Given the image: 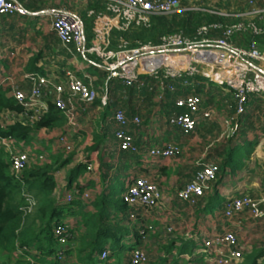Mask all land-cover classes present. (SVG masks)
I'll use <instances>...</instances> for the list:
<instances>
[{
  "label": "crops",
  "instance_id": "crops-1",
  "mask_svg": "<svg viewBox=\"0 0 264 264\" xmlns=\"http://www.w3.org/2000/svg\"><path fill=\"white\" fill-rule=\"evenodd\" d=\"M12 1L19 3L27 13L0 16L1 89L8 90L9 95L13 89L28 91L31 83L26 77L31 73L49 77L53 82L63 84L65 72L71 71L80 78L85 75L91 77L95 82L99 98L105 91L109 95L108 107L101 108L97 104L88 107L85 111L78 108L76 132L66 131L68 121L65 119L60 128L53 130L44 128L34 133L30 141L20 145L22 150L19 149V151L28 152L32 158L30 160L39 163L48 162L51 156L58 154H62L65 158L74 154L72 162L55 174L58 198L63 197L68 191L67 178L70 171L77 164L90 158L88 165L92 166V170H86L76 182L79 186H85L84 191L100 193L105 190L109 194L117 189V184L121 182V184L124 183L122 191L119 192L121 195L125 190L126 180L139 176H145L154 181L162 190L163 204L160 207L138 211L135 220L128 219L127 216L123 217L124 224L122 223L121 226L127 228L128 233L122 237L120 245L129 247L127 251H124L126 254L123 259H128L130 245L143 247L153 260L160 259L163 252L160 246H163L165 239L169 238L165 234V227L168 224L174 226L173 237L183 241L190 240L195 244L189 262H186V256L180 255L178 260L180 264H211L203 255L197 253L201 248L200 240L224 230L237 234L244 245L245 254L264 248V220L255 221L246 213L238 214L231 220H227L223 215V203L228 199L248 195L264 200V138L262 133L257 131L246 134V131L256 125L255 122L253 124L248 112L251 98L246 113L237 120L234 119V123L226 117L225 109L216 111L213 106L205 103L206 105L202 106L196 115L199 122L195 132L186 135L179 128L167 123L166 118L169 115L166 116L165 109L159 106L160 95L168 90L160 89L158 95L153 98L157 105L153 111H143L138 104L127 101L124 91L116 89L117 82L106 83L104 63L96 54H82L73 45L64 46L52 30L53 14L66 12L83 22L85 43L88 48L97 44L108 50H116L124 44L132 47V40L125 36V34L130 35L131 32L118 31L113 26L117 22L108 7L110 3L118 0ZM198 1L191 0V4L198 6ZM206 1L210 3L209 0ZM210 1L213 2V0ZM246 1L243 0L238 8L230 5L228 7L226 1H223V4L219 2L217 6L207 4L199 8L207 11L219 9L231 12V16L245 21L249 17H241L240 14L247 10ZM257 1L260 7H264V0ZM110 19L114 21L108 29L105 27V22ZM210 37L215 36L210 35ZM142 43L145 42L137 40L135 46ZM234 44L243 47L237 43ZM99 80H102L101 84H97ZM209 90L210 92L216 90L223 94L218 98L227 95L226 91L224 93L221 87L215 85H212V90L209 87ZM53 94L51 90L42 98L47 108L50 103L53 104ZM76 106H80L79 102ZM208 107L213 110L212 117L202 119V112ZM116 109H124L129 119L134 116L142 119L140 126L134 124L129 126V132L134 135L139 146L140 151L136 154L120 156L114 139L117 124L113 120V114ZM236 123L240 126V130L228 136L230 129ZM94 131L104 132L107 137L95 151L89 152L87 147L94 144L92 135ZM61 133L66 137L65 144L59 140ZM167 143L181 146L183 149L181 156L172 159L145 158L150 148L161 147ZM250 145L253 148L249 159L240 157L238 164L224 167L217 181L206 190V197L209 199L203 201L200 207L191 209L187 203L178 199V190L192 180L196 171L203 165L216 163L220 166L229 150H238L237 155L238 153L240 155L244 148ZM104 172L107 174L106 180L102 177ZM81 204L82 207L74 206L71 208V213L64 216V222L79 234L84 232L80 224L81 211L94 212L89 203L83 201ZM111 213L114 216L113 212ZM144 224L151 229V232L146 235L145 240H137L135 232L140 231V226ZM159 239L162 241H158ZM76 242L75 238L70 242V249L76 248ZM173 252L178 254L177 250ZM258 264H264V257L258 261Z\"/></svg>",
  "mask_w": 264,
  "mask_h": 264
},
{
  "label": "built area",
  "instance_id": "built-area-1",
  "mask_svg": "<svg viewBox=\"0 0 264 264\" xmlns=\"http://www.w3.org/2000/svg\"><path fill=\"white\" fill-rule=\"evenodd\" d=\"M245 4L247 10L240 16H247L248 20L202 26L194 38H188L183 33H174L163 36L158 45L142 43L128 47L124 44L116 50H108L100 44L88 48L85 43L83 22L66 12L54 13L51 26L64 46L73 45L80 53L96 54L103 61L106 83L117 80L124 85L132 86L139 82L140 76L148 75L162 82L160 89L173 91L174 87L171 85L165 87L163 80L200 76L226 92L233 90V95L238 102L236 114L241 116L246 113L251 96L264 100V49H260L255 40H250L246 48L233 43L236 34L249 32L257 36L264 30V7H260L257 0H247ZM188 5V7H182L181 0H118L110 3L108 7L117 24L114 25V19H110L105 22V27L109 29L113 24L118 31L127 32L132 26L148 27L150 17L153 15H169L183 10H202L195 4H191V0H188ZM209 12L222 16L231 15L219 9H211ZM26 13L19 3L12 0H0V16L25 15ZM212 30L221 31L222 36L210 37ZM26 78L31 83L28 91L13 89L11 92V96L21 104L24 112L20 114L8 112L5 117L7 124L16 120L23 121L24 118L29 123L38 120L48 110L42 98L52 90L53 104L68 121L66 131L76 132L78 108L85 111L93 106L98 98L97 91L92 84L93 79L88 75L80 78L71 71L65 72L63 84L55 83L49 77L37 73L28 74ZM187 84L184 83V85ZM75 100L79 102V107L76 106ZM107 105L108 92L105 91L100 98L99 106L105 108ZM175 106L184 111L168 116L167 123L179 128L186 135L194 133L199 122L196 115L202 107V100L198 96H189L185 99H178ZM212 114V108L208 107L203 110L202 119H210ZM113 120L117 124L114 137L118 142V149L131 153L139 152V146L134 135L129 132V126L131 124L140 126L142 119L139 116L129 119L124 111L116 109ZM239 130L240 126L236 123L230 129L228 136ZM59 140L63 144L66 143V137L62 133ZM0 143L12 152V171L19 174L25 170L30 162L29 153L13 151L10 142L5 138L0 137ZM182 151L181 146L167 143L161 147L150 148L145 158L172 159L179 157ZM87 170H92V166L87 165ZM219 170L220 166L216 163L203 165L196 171L193 179L178 190V199L189 206L195 205L204 197L210 184L217 180ZM78 194V190L74 188L61 197V202L70 203ZM121 197L134 210L128 216V219L132 220L136 219L138 211L153 210L163 204L161 188L145 176L126 180L125 190L121 193ZM81 198L86 202L92 201L94 192L84 191ZM33 203L34 200L30 198V205ZM243 213L255 221L264 220V200L245 195L228 199L223 203V215L227 220ZM138 232L145 240L147 234L144 230ZM54 234L59 240V247L53 258L56 264H65L71 236L69 225L66 222L57 223L54 226ZM165 234L173 237L174 226L168 224L165 227ZM200 242L201 248L197 253L205 256L211 264H241L245 254L244 245L240 243L237 234L230 230L210 235ZM26 250V247H22L18 253L21 254ZM109 253L108 249L103 250L100 261L106 260ZM174 254L176 255V252ZM28 260L31 261V258L28 257ZM128 262L129 264H159L157 260L151 259L148 252L141 246L131 249Z\"/></svg>",
  "mask_w": 264,
  "mask_h": 264
},
{
  "label": "trees",
  "instance_id": "trees-1",
  "mask_svg": "<svg viewBox=\"0 0 264 264\" xmlns=\"http://www.w3.org/2000/svg\"><path fill=\"white\" fill-rule=\"evenodd\" d=\"M181 5L184 8L188 7V0H181ZM238 21H241L240 18L235 16H222L207 10H183L169 15H153L150 17L148 27L132 26L129 30L131 34H125V36L132 40V47L136 45L137 40L158 45L165 35L183 33L188 38H194L202 26L216 23L230 24ZM210 35L221 37L222 32L212 30ZM250 40H255L259 48L264 49V30L262 34L257 36L249 32L236 34L233 42L246 48ZM207 81L200 76L163 80L165 87L171 85L174 90L160 95L159 106L165 109L166 116H173L184 111V109L175 106L178 99L198 96L202 100V106L208 103L211 106L214 105L216 111L225 109L226 117L234 122V119H238L240 116L236 114L238 102L233 95V90L228 91L226 96L216 100L215 96H209V87L215 84L212 82L207 83ZM113 82L118 83L116 89L121 92L124 91L128 102H134L140 108L143 104L152 105L151 102L158 95L162 83L148 75L140 76L139 82L132 86L124 85L117 80L109 81L107 84H113ZM185 82L188 84L184 85ZM101 83L102 80H99L97 84ZM92 84L98 94L95 82ZM100 98L98 94L94 105L100 104ZM212 102L214 104H211ZM121 110L124 111V109ZM8 112L20 114L24 112V109L13 96L8 94V90L0 88V137L10 142L13 151L22 150L20 145L30 141L34 133L44 128L49 130L60 128L65 121L64 115L52 103L49 104L47 112L33 123H29L24 118L23 121L16 120L7 124L5 117ZM126 117L128 118L127 115ZM92 135L94 144L87 147L89 152L95 151L100 143L105 142L107 137L104 132L97 131H94ZM115 142L118 147L116 139ZM252 148L251 145L245 147L240 155L239 153L237 155L236 151L238 150H229L228 155L222 160L217 179L224 167L238 164L240 157L241 159H249ZM119 151L121 157L131 153L129 151ZM11 154L12 152L0 143V259L1 254H6L8 258L0 264H56L53 257L58 250L59 240L54 234V226L59 222H64V216L71 213V208L74 206L82 207L81 202L84 200H82L81 195L85 190V186H79L76 182L78 177L87 170L90 158L77 164L68 174L67 190L70 191L75 188L79 194L73 201L64 204L61 202V198L56 195L58 183L55 174L72 162L74 154L66 158L62 154H58L51 156L48 162L41 163L30 160L27 168L19 174L14 173L11 169ZM30 159L32 158L30 157ZM102 177L106 180L107 174L102 173ZM120 184L121 182L117 184V189ZM117 189L112 190V193L109 194L105 190L100 193L94 192L93 200L87 202L93 207L94 212L81 211L80 214V224L84 229L83 233H76L77 231L69 226L71 236L66 251L65 264H69L70 256L73 254L77 255L80 260L79 264H121L122 262L123 264H129L128 259H123L124 257L121 256L124 250L129 249V247H126L127 245H120V240L128 233L127 228L121 226V224H124L123 217L130 216L134 210L124 202ZM30 198L34 200L32 205H30ZM207 199L209 198L206 197L205 193L204 197L195 205L190 206L191 209L200 207L203 201ZM140 227L145 234L151 232V229L145 224ZM135 234L137 240H143V236L139 232H135ZM74 238L77 241L76 248L70 249V242ZM109 241H114V246ZM158 241L161 242L162 239ZM194 245V242L190 240L183 241L177 237L166 238L165 244L160 246L163 249L162 256L157 261L159 264H180V261H178L179 256H186L187 253L192 254ZM22 247H26L27 250L22 251L12 261L10 257ZM135 247L137 246L130 245V249ZM105 249L110 252L108 258L100 261L102 251ZM174 250L178 251V255L177 253L176 255L179 258H176ZM28 257L31 258V261L28 260ZM262 257H264V248L253 250L244 254L241 264H258Z\"/></svg>",
  "mask_w": 264,
  "mask_h": 264
},
{
  "label": "rangeland",
  "instance_id": "rangeland-1",
  "mask_svg": "<svg viewBox=\"0 0 264 264\" xmlns=\"http://www.w3.org/2000/svg\"><path fill=\"white\" fill-rule=\"evenodd\" d=\"M226 1V3H227V6L229 7V5L231 6V7H235V8H238V7H240L241 5H242V2H243V0H225ZM209 2L210 3H208L206 0H199L198 2H197V4H198V7H201L202 5H207V4H210L211 6H217V4L219 3V2H221V4H223V0H213V2H211L210 0H209ZM226 6V9H228V7ZM209 81H207V83H208ZM216 86V85H215ZM218 89V88H217ZM211 90H212V87H211ZM219 91H221V90H219ZM211 93V94H210ZM224 93H225V91H224ZM102 95H103V93H102ZM209 96H215V98H218V96H223V94L222 93H218V91H211V92H209ZM221 98V97H220ZM151 104L152 105H144L143 104V106H142V110L143 111H149V110H154V108H155V106H157L155 103H154V101L152 100V102H151ZM211 104H214V102H212ZM214 106V105H213ZM221 109H222V107H221ZM248 112H249V114L251 115V117H252V121H253V124H254V122H255V126L253 125V127L252 128H250L248 131H246V134H247V132L248 133H250V132H255V131H257V132H261L262 133V135H263V138H264V100H261L259 97H257V96H252L251 97V101H250V106H249V108H248ZM231 134H232V132H231ZM213 135V134H212ZM119 186H121V184L119 185ZM118 186V192H121L122 191V188H123V185L121 186V187H119ZM111 242V244H112V246H114V241H110ZM240 243H241V241H240ZM127 247V246H126ZM124 251H126V250H124ZM125 254L126 253H123L121 256L122 257H124L125 256ZM18 255H19V253L18 252H16L15 254H13L12 255V257H10L11 259H12V261L13 260H15L17 257H18ZM178 255V254H177ZM1 259H0V262H3V261H6V260H8V258H7V255L6 254H1ZM128 256V255H127ZM186 257H187V263L189 262V259H190V257H191V254L190 253H187V255H186ZM195 257V256H194ZM205 257V256H204ZM80 263V260L78 259V257H77V255L76 254H73V255H71L70 256V260H69V264H79Z\"/></svg>",
  "mask_w": 264,
  "mask_h": 264
}]
</instances>
